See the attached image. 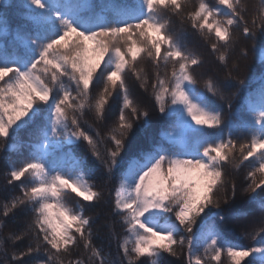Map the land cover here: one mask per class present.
Returning a JSON list of instances; mask_svg holds the SVG:
<instances>
[{
	"label": "snow or ice",
	"instance_id": "snow-or-ice-1",
	"mask_svg": "<svg viewBox=\"0 0 264 264\" xmlns=\"http://www.w3.org/2000/svg\"><path fill=\"white\" fill-rule=\"evenodd\" d=\"M186 3L21 0L23 23L15 27L0 8V143L21 156L5 172L7 184L19 187L21 195L4 206L3 215L17 208L30 212L24 229L7 239L15 244L31 235L35 241L10 259L5 251L6 264H26L42 248L47 260L36 264H62L61 256L81 244L89 261L105 264L92 244L83 206L69 204L72 194L86 202L102 198L86 178L88 161L75 155L81 144L109 176L119 173L111 211L127 232L118 249L128 264L141 257L161 264L163 254L178 256V249L186 264H264V70L257 87L247 88L254 77L241 76L239 64L228 68L227 56L236 33L254 40L257 29L264 32V0L251 23L242 0H197L189 11ZM173 17L181 26L176 32ZM185 25L219 53V63L228 68L223 84L197 78L203 61L188 46ZM240 59L248 60L247 50L241 49ZM260 59L264 65V54ZM145 61L153 69L150 84L143 69L137 70ZM129 73L145 92L150 88L148 102L161 114L153 135L143 141L135 125L148 127L150 112L133 98ZM233 87L236 92L226 97L222 89ZM241 91L244 104L234 110ZM208 94L223 101L226 111ZM111 99L117 100L118 116L102 154L100 133L93 136L81 121L87 110L105 122ZM249 160L247 187L238 192L235 182L229 187L225 180L224 167ZM221 203L236 205V218L245 223L233 225L224 212L210 211ZM197 218L200 226L193 232ZM182 229L188 235H180ZM237 229L250 245L227 238Z\"/></svg>",
	"mask_w": 264,
	"mask_h": 264
},
{
	"label": "trees",
	"instance_id": "trees-1",
	"mask_svg": "<svg viewBox=\"0 0 264 264\" xmlns=\"http://www.w3.org/2000/svg\"><path fill=\"white\" fill-rule=\"evenodd\" d=\"M92 4H99L101 0H89ZM108 2V0H104ZM246 6L245 15L249 23L252 20V14L259 7L261 0H242ZM21 0H5L0 2V8L4 9V16L6 20L13 26H17L23 21L20 19V14L22 9L19 7ZM197 3V0H187L186 11L191 10V8ZM209 4L214 3V0H208ZM180 24L173 17V24L171 25V30L176 32L180 29ZM188 33L187 43L188 46L198 55H200L203 63L197 69V78L209 79L213 81H218L221 84L225 81L228 76V68L232 67L233 63L241 65L242 70L240 75L244 77H254V79L249 80V83L245 86L247 88L257 87V81L259 74L264 70V65L261 64L260 52L264 50V32L257 29L255 39L245 40L236 33L238 39L234 45V48L227 54L228 56V68H224L222 64L218 61L219 53H213L211 51L210 45L205 43L199 35H197L194 30L190 27L184 26ZM245 49L248 52V60L241 61L240 52L241 49ZM247 65V71L243 70L244 65ZM143 69V75L147 76L149 79V84L153 78V69L149 62L145 61L137 65V70ZM161 71V75H163ZM230 83H235L230 81ZM127 84L129 86L130 92L133 98L140 103L142 106H147L150 112L149 126L141 127L140 123L137 122L135 125L137 139L143 141L150 138L156 128V123L160 117L158 111H153L151 104L148 102V97L150 95V88L148 92L140 88V81L136 79V76L129 73L127 78ZM198 90H202V83L197 85ZM100 90V86H97V90L93 91V97L97 95V91ZM226 97L230 96L232 92H236V88L224 90ZM214 106H219L225 108L226 104L221 101L218 97H211ZM115 96V93H114ZM245 92L241 91L237 93V98L233 100L234 110L241 107L244 104ZM118 116V103L116 99L110 100V105L106 112V121L103 123H98L92 112L86 110V114L81 121L83 127L89 130L93 136L97 132L100 133V138L102 139V144L100 151L105 154L106 148L110 145V141L106 139L108 130L114 125L115 120ZM211 131V130H210ZM21 141L27 140V134L22 132L20 136ZM20 151L25 152L26 150L21 148ZM78 158H85L88 161L87 180L90 184L95 186L96 190L102 192V198L99 201L86 202L81 200L79 197H75L72 194V200L69 201L70 206L76 207L75 201H79V204L83 206V215L90 219L91 232H92V244L94 247L100 251L101 255L105 260V264H128V261L123 258V253L119 251L118 244L123 241L127 236L123 220L120 216L115 215L111 209L114 203L115 189L119 181V173L114 170L113 175L109 176L100 161L95 160L92 157L90 151H88L85 144H81L77 152L75 153ZM21 159L19 152L17 151H7L6 145L0 143V221L3 222V227H0V264H6L5 251L8 253V259H10L13 251L19 252L25 248L28 243H32L35 247V241L32 239L31 235L26 236L24 240L17 241L15 244L8 240L7 237L11 233H19L24 229L26 224L30 221V212L27 214L23 208H17L9 214L8 217H4V206L9 204L10 201L16 196L21 195L19 187H14L8 185L5 172L10 163L18 162ZM248 165L249 167H246ZM253 165V161H245L243 165L239 167L236 163L226 164L224 167V178L227 181L229 187L232 182H235L237 191L241 192L243 187H247V181L244 180L247 172L250 170V166ZM258 207V206H257ZM237 206L232 204L221 203L219 209L212 208L211 212L222 211L225 213L227 219L233 225H239L245 223L244 220L237 219ZM206 211H209L206 209ZM257 216L259 212L257 211ZM174 218V217H173ZM219 218H217L218 220ZM200 225V218H197V223L193 225V231ZM251 231V229H249ZM182 232L184 230L182 229ZM243 229H237L228 233L227 238L233 243L240 246H248L252 241L242 234ZM182 235V233H180ZM186 235H188L186 233ZM178 256H170L168 254H163L161 264H186V261L180 250L178 249ZM201 255H203V250H200ZM90 253H85L82 244L73 249L70 255H62V264H69L70 261L82 260L83 264H99V261H89L88 256ZM26 264H36L37 260L46 261L47 256L45 255L43 248L39 253H33L32 256L26 257ZM53 264L55 262L53 261ZM135 264H150L148 257H141L139 261Z\"/></svg>",
	"mask_w": 264,
	"mask_h": 264
},
{
	"label": "rangeland",
	"instance_id": "rangeland-1",
	"mask_svg": "<svg viewBox=\"0 0 264 264\" xmlns=\"http://www.w3.org/2000/svg\"><path fill=\"white\" fill-rule=\"evenodd\" d=\"M5 0H0V2H4ZM262 54H264V50H262L261 52H260V57H261V55ZM174 219V218H173ZM200 226V225H199ZM199 226L193 231V232H196L197 231V229L199 228ZM181 233H182V235H186V233L185 232H182V230H181Z\"/></svg>",
	"mask_w": 264,
	"mask_h": 264
}]
</instances>
